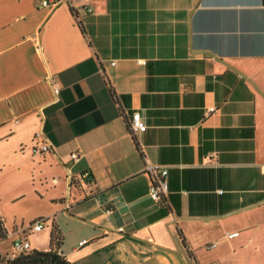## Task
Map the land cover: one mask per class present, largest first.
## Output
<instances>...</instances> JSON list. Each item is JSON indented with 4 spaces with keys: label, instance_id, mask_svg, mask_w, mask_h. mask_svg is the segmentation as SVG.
Masks as SVG:
<instances>
[{
    "label": "crops",
    "instance_id": "obj_1",
    "mask_svg": "<svg viewBox=\"0 0 264 264\" xmlns=\"http://www.w3.org/2000/svg\"><path fill=\"white\" fill-rule=\"evenodd\" d=\"M0 223L6 259L264 264V0H0Z\"/></svg>",
    "mask_w": 264,
    "mask_h": 264
},
{
    "label": "built area",
    "instance_id": "obj_2",
    "mask_svg": "<svg viewBox=\"0 0 264 264\" xmlns=\"http://www.w3.org/2000/svg\"><path fill=\"white\" fill-rule=\"evenodd\" d=\"M36 1L39 3L41 8H45V9H53L66 2V0H36ZM56 93H58L57 90ZM209 111L215 112L216 109L211 108ZM129 128L132 134L143 133L147 130V126L144 124L140 114H135L131 118V120L129 121ZM48 151H49L48 146L41 147V152H48ZM72 157L76 159L78 156L77 154H74ZM146 173L151 179V189H150L151 198L156 202L162 203V201L168 194V183H167V176L169 173L168 169L162 166H148L146 169ZM88 177L89 174H86L84 176V178H88ZM44 228H45V221L38 220L37 222L29 226L28 232L30 234H35L43 231ZM237 235L238 234H233L229 237L233 238ZM85 244H87V241L80 243V246L82 247ZM29 253H31V246L28 241L23 239L15 240L13 243V255L11 256V260L17 259Z\"/></svg>",
    "mask_w": 264,
    "mask_h": 264
},
{
    "label": "trees",
    "instance_id": "obj_3",
    "mask_svg": "<svg viewBox=\"0 0 264 264\" xmlns=\"http://www.w3.org/2000/svg\"><path fill=\"white\" fill-rule=\"evenodd\" d=\"M162 202L164 203V200ZM0 235L1 237L3 236V227L1 223H0ZM60 242H61V239L59 235L57 234L56 231H53L52 236H51V246H57L60 244ZM36 253H39V252H31L24 256H28V255L36 254ZM50 254L53 255V260H54L53 264H70L69 261L65 257L57 254L56 252H51ZM12 261L13 260L11 259H6L2 257V255L0 254V264H10ZM18 264H48V261L45 259H37V260H32V261H24Z\"/></svg>",
    "mask_w": 264,
    "mask_h": 264
},
{
    "label": "water",
    "instance_id": "obj_4",
    "mask_svg": "<svg viewBox=\"0 0 264 264\" xmlns=\"http://www.w3.org/2000/svg\"><path fill=\"white\" fill-rule=\"evenodd\" d=\"M37 259H45L48 261V264H53V255L50 253H36V254H31L28 256H22L19 257L15 260H13L10 264H18L24 261H32V260H37Z\"/></svg>",
    "mask_w": 264,
    "mask_h": 264
}]
</instances>
